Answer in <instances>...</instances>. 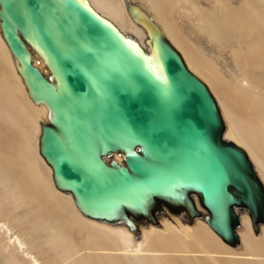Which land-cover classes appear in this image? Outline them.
<instances>
[{
	"label": "water",
	"instance_id": "obj_1",
	"mask_svg": "<svg viewBox=\"0 0 264 264\" xmlns=\"http://www.w3.org/2000/svg\"><path fill=\"white\" fill-rule=\"evenodd\" d=\"M127 10L146 46L88 0H0V35L28 97L47 108L38 153L84 216L133 232L169 213L191 223L194 195L213 232L236 246L237 209L253 232L264 224V182L223 137L207 84L149 14L129 0Z\"/></svg>",
	"mask_w": 264,
	"mask_h": 264
},
{
	"label": "rangeland",
	"instance_id": "obj_2",
	"mask_svg": "<svg viewBox=\"0 0 264 264\" xmlns=\"http://www.w3.org/2000/svg\"><path fill=\"white\" fill-rule=\"evenodd\" d=\"M143 1L146 2V0ZM173 1L174 0H167L168 4L163 2L162 11L164 12L159 14V18L162 23L170 29L171 35L178 39L183 45H191L193 49L202 58H204L205 62L214 68L221 78L220 84L217 85V83H214L217 87L216 90L218 93L221 94L220 90L222 88L229 97L230 102L237 109L245 125H248V123H250L249 125H253L255 123L253 118L254 110L252 108V102L250 103V100L252 99L248 92L255 90L260 93L262 98H264L263 50L258 48V51L260 49V51L263 52L261 55H258V57L255 55L258 59L263 61L262 69L252 71L250 74L253 76L255 81H257L259 87L256 89L250 88L247 90L248 92H246L239 89V83L234 81V78L236 77L239 79L238 81H241V72L236 65V59L233 55V51L235 49L250 51L249 48L257 47L255 38H253L254 36L251 34L252 27H248V22L250 21H248V17L246 16L249 12V9L245 5L246 0H189V3L194 4L203 12H217L218 20L225 29L223 40L219 41L210 37L208 38V34L199 29V24L197 25L199 16L197 15V12L194 13L188 3H185L184 5V2L180 1L174 5ZM219 8L221 9L220 11L218 10ZM255 54H257V52ZM181 56L183 57L182 54ZM259 56H263V60L259 58ZM4 71H7L6 74ZM9 75V69L5 64L2 53L0 52V116L3 115L1 106L2 104H5L6 109L11 112V116H13L15 120V126H17L16 132H10L0 123V130L2 133L0 135V172H2V175L10 174V177H12L14 173L17 174L18 172V175H14H16L17 178H20L18 181L21 182L22 180L19 186L15 184V179H13V182L8 184L9 187L15 190L11 196L13 198L16 196L21 200L18 201V209L15 208L14 200H10L9 196L1 193V191H5V189H0V264H13L11 262H14V264L15 262L16 264H34L33 261L35 259L39 264H99V261H101V263L106 262V257L118 258L120 250L117 249H131L133 251L140 250L142 248V246H140V242L148 240L152 236L162 234L163 231L161 229H158V231H156L157 233H155V231H148L144 228L139 231L138 235L133 236L117 232L115 235H112L117 242L111 244L109 242H104L100 237L101 235L93 229L90 230V228L78 223L74 226L65 225V223L69 222L70 216L69 211L66 208L62 209V204L57 205L50 200L38 201L40 200L38 199V194L42 193L43 189L46 191L47 187L45 185V179L48 171L45 170L44 173L39 167L41 180L39 183L34 184L35 178L30 171L28 161L25 159V157L27 158L28 156L33 157V138L35 134L34 123L31 119L33 114L30 110H28L25 103L21 101V98H19L20 95L17 94V89L13 83L15 80L11 76L12 80L8 78L7 76ZM8 80L11 82L8 83ZM243 82L246 83L245 81ZM11 83L13 87L9 85ZM244 83H242L243 86L247 88V85ZM219 86H221V88ZM12 90L14 94L12 93ZM243 94L244 97H248L245 99L241 96ZM16 106H18L19 109ZM24 111L27 112L25 113ZM28 114L30 116H28ZM3 127H5V129H3ZM1 142H3L2 145ZM5 147L6 149H4ZM14 154H16V158L19 161L23 172H19V169H16V167L12 164L13 162L8 160L9 155L14 156ZM14 169L17 170V172ZM63 205L66 206L65 204ZM165 210L168 212L166 208ZM52 222L54 223L51 227L59 225V230L61 229L66 237L67 249L65 253H67V255L64 257L71 256L68 259L63 258V253L59 247L57 249L52 248L53 244L50 242L52 235L49 234L45 226L47 223ZM58 232L60 233V231ZM16 236L22 243L20 249H16L14 246L13 239ZM165 236L166 237H162V239L153 237V241H151V243L154 244L150 243L147 247L149 250L156 251L155 253L157 257L163 259L165 264H197V262H195L196 260L193 259H198L200 264H209L205 259L203 260L205 256L202 255V252H196L200 251V248L198 249L196 246L182 248L177 245L179 244V239L183 240L181 236L177 235V237H174L170 234ZM133 239H136L138 242L133 241ZM183 241H188V239L186 240L184 238ZM250 241V236L246 235L243 248L238 250L241 251V253L237 252L241 255H245L249 253L250 250H255L256 246H252ZM215 250L222 253L228 252L227 250L220 248H216ZM101 251L104 252L101 253ZM257 254L264 255V250L258 251ZM239 261L243 263L247 262V260L244 259ZM249 262L254 263L255 261L251 260Z\"/></svg>",
	"mask_w": 264,
	"mask_h": 264
},
{
	"label": "bare ground",
	"instance_id": "obj_3",
	"mask_svg": "<svg viewBox=\"0 0 264 264\" xmlns=\"http://www.w3.org/2000/svg\"><path fill=\"white\" fill-rule=\"evenodd\" d=\"M88 1L95 8V10H97L101 15H103L104 17L109 19L111 22H113L123 33L136 38L141 46H146L144 44V40H145L146 33H147L146 29L144 28L142 24L133 20L131 16L129 15L128 10H127V0H88ZM129 1L137 4L143 11H145L147 14H149L153 18V20L157 23V25L159 26L163 34L166 36V38L173 44V46L176 49H178L181 52L185 60V63L187 64L189 69L207 84L212 94L214 95L219 105L221 114L223 116V120L225 123V130L223 133V137L225 139L235 142L237 145L242 147L247 152L257 175L264 182V98H262L260 93L256 92L255 90H252L253 92L247 91L250 88L256 89L257 87H259V84L257 83V81H255L253 76L250 74L252 71L262 69L263 67L262 66L263 61H261L257 57L258 55H261V53L264 51V0H246L245 2L246 7L249 9V12L247 13L248 15H246L248 17V21H250V22L247 21L248 27H252L251 34L254 36L253 38H255L256 45H257V47H255L256 49L249 48L250 51H244L242 49H235L233 51V55L235 56V59H236V65L238 66L241 72V77H240L241 81H238L239 79L237 77L234 78V81L238 82L239 83L238 85L240 87L239 89L248 92V94L250 95L252 99L250 100V103L252 102V108L254 110L253 118L255 120V123L253 125H249L250 123H248V125H245L237 109L230 102L229 97L227 96L226 92L221 88V86H219L221 88L220 90L221 94L218 93V91L216 90L217 87L214 85V83H217V85L220 84L221 78L219 74L214 70V68H212L211 65L205 62L204 58H202L193 49L191 45L187 44V46H185L178 39H176L173 35H171L170 29L162 23L161 19L159 18V14H162V12H164L162 11L163 2L168 4L167 0H146V2H144L143 0H129ZM180 1L184 2V5L185 3H188L191 9L194 11V13L197 12V15L199 16L197 25L199 24V29L201 31L208 34V38L210 37L217 41L223 40L225 29L221 25L220 21L218 20L217 12L216 13L215 11L203 12L198 7H196L194 4L189 3V0H174L173 1L174 5L175 3H178ZM218 10L220 11L221 9L219 8ZM252 43H255V42H252ZM252 46H255V45H252ZM258 48H260L263 51H260V49L258 51ZM0 52L2 53L5 64L7 65L9 69L10 75L7 77L10 79L11 77H13V79L16 81V83L15 81H13V83L17 89V94L20 95V97L19 96L18 97L21 98V101L25 103V105L28 107V110H30L33 114L32 115L33 117L31 116V119L34 123V128H35V134L33 138V151H32L33 157L28 156L27 158L25 157V159L28 161L30 165V171L32 172L35 178L34 184L39 183L41 180V173L39 171V167L43 170L44 173H45V170L48 171V174L45 179L46 180L45 185L47 188H46V191L45 189H43V192L38 194V199H40L38 201L50 200V201H53L57 205L62 204V207H63L62 209L66 208L69 211V216H70L69 222L65 223V225L74 226L76 223H78L87 228H90V230L93 229L96 232H98V234L101 235L100 237L102 238L104 242H109L111 244L117 242V240L114 239V237L112 236V235H115L117 232L126 233L129 236H133V235H138L139 231L143 228L147 229L148 231H153V232L155 231V233H157L156 231H158V229H161L163 231L162 234H159L157 236H152L150 239L140 242V246H142L140 250L133 251L131 249H117L121 251V252L119 251L118 258L106 257L107 258L106 262L101 263V261H99V264L100 263L101 264L103 263L104 264H145V263L146 264H165L163 259L157 257L155 253L156 251L149 250L147 247L149 246L151 241H153V237H158L162 239V237H166L165 235H168V234L174 237H177V235H179L182 237L183 240L184 238L186 240L188 239V241H185V242L179 239L178 240L179 244L177 245L182 248H187L188 246H191V247L196 246L198 247V249L200 248L201 250L196 251V252H202V255L205 256L203 260L205 259L209 264H264V255L257 254L258 251L264 250V224L259 225L258 233L253 232L252 227H251V220L249 218L248 213L243 209H237V213L239 216V222H240L239 227L237 228V233L239 235L240 242L236 246H230L224 243L221 240V238L215 232H213V230L205 222L204 217L207 214L206 210L199 205L197 198L194 195H193V199L196 203L197 209L200 212V216L196 217L191 223H187L181 220V218H179L178 216H175L172 214H168L167 216L161 215L159 216L158 224L154 225V224L145 222V223L139 224L138 230L136 232H133V231H130L127 228V226H125L124 224H121V223L112 224V223H108L105 221L95 220V219L89 218L81 214V212L76 208L71 194L69 192H63L55 188L52 178H51V169L38 153L37 141H38V135L40 132L39 124L41 122L47 121V108L43 104L33 103V101L28 97L26 88L22 82V79L16 71L17 63L13 60L1 35H0ZM256 52L257 54H255ZM255 55H257V57ZM263 56L261 57L259 56V58L262 59ZM34 62L39 68H43V64L39 60L34 59ZM6 72L7 71H4L5 74ZM9 80H8V83L11 82V81L9 82ZM243 81H245L246 83H244ZM242 83L247 85V88H245ZM9 85L13 87L12 83ZM12 93H13V90H12ZM241 96L244 97V94ZM246 97L244 98L246 99ZM16 107L18 108V106ZM1 111L3 115L0 116V123L3 126H5L8 129V131L16 132L17 126H15L16 125L15 120L13 116H11V112L8 111V109H6L5 104H2ZM24 112L26 113L27 111H24ZM28 116L30 115L28 114ZM5 127H3V129H5ZM25 133H26V130H25ZM1 134L2 133L0 130V135ZM2 143L3 142H1V145ZM4 149H6V147ZM113 158L119 162L123 161L122 156H119L118 154L113 155ZM8 160L10 162H13L12 164L14 165V167H16V169H19V172H23L19 164V161L16 158V154H14V156L9 155ZM15 171L17 172V170ZM0 173H1L0 174V189H5V191H1V190L0 191L1 193H4V195L9 196L10 200H14L15 208L18 209L19 208L18 201L20 199L17 198L16 196L14 198L11 196L13 195V192H15V190L9 187L8 184L13 182V179H15L16 183L15 182L14 183L17 186H19L22 180L21 182L18 181L20 179V178H17L16 176L18 175V172L17 174L14 173L16 175L13 174L14 176L12 175V177H10L11 176L10 174L2 175V172ZM3 177H4V180H3ZM25 180H26V177H25ZM63 204H65L66 206H64ZM53 223L54 222L47 223V225H45L49 234L52 235L51 236L52 239H50L51 244H53L52 248L57 249L59 247V249L63 253L62 254L63 258L68 259L71 256L64 257L65 255H67V253H65L67 249L66 237L64 233L61 231V229L59 230L58 228L59 225H54L56 227L54 226L51 227ZM58 231H60V233ZM246 235L250 236L251 245L256 246V247H255V250H250L249 253L245 255L243 254L241 255L239 254L241 253V251H238V250L243 248V243H244V239ZM133 241L138 242L136 239H133ZM13 242H14L15 248L20 249V247L22 246V243L20 242L17 236L13 239ZM151 244H154V243H151ZM216 248L225 249L228 252H225V253L217 252L215 250ZM191 250H194V249H191ZM103 252L104 251H101V253ZM241 259L247 260V262L245 263L240 262L239 260ZM193 260H196L195 262H197V264L198 263L200 264L198 259H193ZM251 260L255 262L254 263L249 262ZM11 263L14 264V262H11ZM33 263L39 264L36 259L33 261Z\"/></svg>",
	"mask_w": 264,
	"mask_h": 264
}]
</instances>
